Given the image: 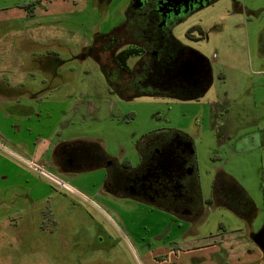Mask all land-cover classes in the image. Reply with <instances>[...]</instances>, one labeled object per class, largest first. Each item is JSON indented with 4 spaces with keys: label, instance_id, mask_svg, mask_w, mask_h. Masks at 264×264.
Listing matches in <instances>:
<instances>
[{
    "label": "rangeland",
    "instance_id": "374dc122",
    "mask_svg": "<svg viewBox=\"0 0 264 264\" xmlns=\"http://www.w3.org/2000/svg\"><path fill=\"white\" fill-rule=\"evenodd\" d=\"M30 1L0 0V20L10 16L15 5ZM135 1L52 0L45 6L49 12L36 19L44 23L42 30L34 28L42 37L28 47V52L30 57H52L64 62L56 65L59 75L50 78L51 87L56 88L52 87L45 97L55 98L70 91L69 99L76 97L97 109L89 116L88 109L82 112L90 119L88 122L61 125L64 138L92 135L101 145L107 144L108 153L120 163L138 165L144 141L174 137L176 130L187 133L196 146L203 215L200 221H187L166 205L107 189L105 167L61 176L71 188L55 185L39 175L53 187L43 201L26 200V189L20 186L12 187L14 198L7 197V203L0 206L2 217L25 216L16 218L14 226L21 228V236L31 237L19 242L20 249H14L16 241L7 235L3 242L4 264H169L171 257L158 253L160 246L167 249L181 242L183 247L191 232L209 236L219 233L222 225L236 230L243 224L229 209L209 207L207 203L217 171L224 169L245 184L251 194L260 195L264 151L256 146L253 150L241 149L238 136L251 121H257V128L264 130V0H216L179 13L172 30L187 46L179 54L185 55V60L193 59L197 66L198 59L208 58L216 73L206 93L183 98L164 88L172 81L170 70L163 75L146 70L147 76L137 79L144 95L125 99L110 89L104 71L93 55L85 54L84 46H93L103 35L123 33L127 11ZM17 23L0 21V43L3 40L8 44L7 51L14 50L10 43L13 24ZM124 46L127 45L120 44V48ZM118 49L114 46V51L104 52L102 59L114 62ZM194 51L203 57H197ZM137 59L132 56L129 65L135 67ZM7 159L16 161L12 156ZM7 170L2 168V172ZM14 177L12 174L10 179Z\"/></svg>",
    "mask_w": 264,
    "mask_h": 264
},
{
    "label": "crops",
    "instance_id": "0c3cea01",
    "mask_svg": "<svg viewBox=\"0 0 264 264\" xmlns=\"http://www.w3.org/2000/svg\"><path fill=\"white\" fill-rule=\"evenodd\" d=\"M44 4L48 6L52 4V1ZM10 10L13 11L9 13L11 15L0 20L2 22L5 20L18 21L17 24H13L14 31L10 43L11 45L13 42L14 50L7 51L8 44H5L3 40L0 43V55L2 56L0 57V143L2 144L0 150L5 154L4 156L0 152V206L7 203V197L11 200L14 198L15 190H11L12 187H24L27 193L26 200L36 203L43 201L53 189L51 184L39 178V175L42 176L43 174L27 165L20 159L21 157L43 165L54 174L55 172L58 173L57 175L62 179L59 174L69 176L86 169L82 166L77 167L70 158V153L85 141H98L94 136L91 135L90 137L88 134H79L71 138L62 136L61 125L69 127L70 123L74 125L76 121L85 120L88 122L90 113H95L97 109L95 105L78 100L76 97L69 99L68 95L72 93L70 91L63 92L60 94L61 96L55 98L45 97L47 92L51 93L52 87L53 89L56 88L51 87L50 78L58 76L59 73L57 71L50 73L49 68L43 63L45 57H30L32 54L28 52V47L34 46L36 41L42 37V34L37 33V30L44 28L42 25L44 23L36 21V19L45 16L49 12V7L37 8L32 16L19 7ZM36 26L38 29L34 31ZM22 52H28V54L23 55ZM194 52L198 54L197 57H203L198 52ZM203 59H198L200 65L195 64L188 74L189 76L199 75L200 72L203 74L212 69L210 60L205 57ZM34 64L38 65L37 69H34ZM201 64H204V67ZM193 92L205 93L203 89H195ZM86 109H88V116L83 114ZM257 125V121L246 123L239 136L237 135L240 138L241 149L248 151L253 150L256 146L257 148L262 147V151H264V130L257 128ZM251 127L255 128L251 130ZM102 145L104 146V144ZM192 145L195 154L193 171L196 175L194 190H198L200 204H197L198 209H195V202H192L187 211H173V213L187 221L197 222L203 215L204 197L197 175L194 140ZM104 150L108 153L107 144L104 146ZM9 156L14 157L16 161L7 159ZM4 166L9 169L7 173L2 172ZM100 167L104 166L94 163V168ZM162 168L172 173L169 170L171 168L169 162H165ZM261 169V177L259 175L261 188L258 197L251 194L244 186L245 184L243 185L235 176L224 169H220L216 173L215 182L218 181L219 176L224 177L225 186L221 187V183H218L217 191L214 193L216 190L214 186L211 196L207 198L209 207L222 206L229 209L240 218L244 225L240 224L236 230L228 229L222 225L219 233L209 236L192 234L193 232H191L189 236L185 237L183 247L180 245L181 242L168 247L171 248L169 250L160 246L158 253L167 254L168 258L171 257L169 264H264V166H261ZM12 174L15 177L11 180ZM229 177L234 178L253 201L256 214L251 221H247L237 212L236 207L240 205L239 198L242 196L238 193L240 192L239 188L233 191L235 188L232 187L233 183H230ZM46 178L57 185L52 179ZM219 186L220 189L218 190ZM227 191L232 192L231 198L227 196ZM208 200L212 201L208 202ZM19 217L25 216L8 218L0 215V264H4L6 260L3 253V242L7 235L16 241L14 249H20L19 242L22 243V241L31 239L27 234L21 236L19 234L22 233L21 228L14 226V221H17L16 218L19 219ZM7 230H10V233H7ZM255 238L260 239V243ZM159 256L161 257V255ZM9 264L13 263L9 262Z\"/></svg>",
    "mask_w": 264,
    "mask_h": 264
},
{
    "label": "flooded vegetation",
    "instance_id": "af4514ba",
    "mask_svg": "<svg viewBox=\"0 0 264 264\" xmlns=\"http://www.w3.org/2000/svg\"><path fill=\"white\" fill-rule=\"evenodd\" d=\"M50 1L52 0L24 2L25 4L33 3L32 12L27 10L24 3L14 7L22 8L32 16L37 8L45 7L44 3ZM214 1L216 0H136L127 11L128 20L125 23L124 32L114 34L112 37L101 36L95 40L93 46H84L87 48L84 50L85 54L94 56L93 58L107 76L110 89L125 99L140 91L142 84L138 83L137 79L141 76L146 77L147 71L163 75L170 70L173 73L172 81L168 88L164 87L165 89L170 88L171 91L180 94L203 89L206 93L214 84L216 73L211 69L199 76H189L184 69L180 70L185 55L179 52L187 46L181 41L179 44L175 42L176 36L173 34L172 25L178 21L179 13L194 11ZM120 44L127 46L120 48ZM114 46L119 48L114 54V62L104 61L102 59L104 52L114 51ZM129 47H137L141 51L133 55L138 58L137 65L135 67L129 65V69H125L121 67L116 55L122 49ZM46 58L44 63L49 71L52 69L50 73L56 71L59 73L56 65L64 62L52 57ZM225 109L228 111L227 107ZM172 134L174 137L169 135L162 141L150 139L144 141L143 150L139 145L142 154L138 165H133L131 162L120 163L104 150L103 145L98 147L100 142L97 140L82 141L83 143L70 153V158L77 167L82 166V168H94V163L102 164L107 169L105 173L107 189L122 191L140 199L148 198L155 204L164 201L165 208L171 212L187 211L192 202H195V209H198L200 195L198 190H194L196 186V175L193 171L195 154L191 138L182 131H174ZM165 162L171 165L169 170L172 173L162 168ZM55 174L58 173L55 172ZM59 175L62 176V174ZM217 183H221V180ZM220 186L224 187L225 183L222 182Z\"/></svg>",
    "mask_w": 264,
    "mask_h": 264
},
{
    "label": "trees",
    "instance_id": "16d2710c",
    "mask_svg": "<svg viewBox=\"0 0 264 264\" xmlns=\"http://www.w3.org/2000/svg\"><path fill=\"white\" fill-rule=\"evenodd\" d=\"M24 5L26 6L27 10L30 12H32L33 10L31 8H33V3L31 4H25ZM194 27H191L190 30L194 29ZM197 28H199L201 30V27L200 26H197ZM175 42L177 44H179V40H177L175 38ZM141 51L140 48H137V47H129V48H126V49H122L119 53H117L116 55V58L118 60V62L120 63L121 67L125 68V69H129V58L133 55H136V54H139V52ZM146 93V92H145ZM174 93V92H173ZM175 94V93H174ZM178 94L179 96L183 97V98H196L198 97L199 95H201V93H191L190 95L188 94H180V93H176ZM137 95H144V92L142 91H139L137 92V94L135 95H131V96H137ZM176 132H179L178 130H176ZM98 147H101V144L98 143ZM195 156V155H194ZM230 178V177H229ZM224 177H221L219 176L217 180H221V184L222 182L224 183ZM231 180V184L233 183L232 187L235 188L233 191L236 190V188H239L241 196L239 198V200L241 201L240 202V205L237 208V212L242 216L244 217L247 221H251L255 214H256V210H255V207H254V203L253 201L251 200V198L249 197V195L242 189V187L240 186V184L234 179V178H230ZM218 181L215 182L214 186L216 187V190L214 191V193L217 191V183ZM220 189V187L218 188V190ZM232 192L231 191H227V196L231 198V195ZM217 195V194H216ZM235 198V197H234ZM233 198V199H234ZM232 199V200H233ZM236 200V198L234 199ZM212 200H208V202H211ZM229 202V201H228ZM233 202V201H232ZM236 205H237V202H236ZM234 205V206H236Z\"/></svg>",
    "mask_w": 264,
    "mask_h": 264
},
{
    "label": "built area",
    "instance_id": "2783aa9c",
    "mask_svg": "<svg viewBox=\"0 0 264 264\" xmlns=\"http://www.w3.org/2000/svg\"><path fill=\"white\" fill-rule=\"evenodd\" d=\"M0 146L2 147V144L0 143ZM20 158V157H19ZM22 159L24 162H26L27 165H29L31 168L39 171L41 174H43L44 176L52 179L53 181H55L58 185L62 186V187H69L71 188L67 183H65V181H63L57 174H54L52 172H50L49 170H47L43 165L40 164H36L33 163L32 161H29L27 159L24 158H20Z\"/></svg>",
    "mask_w": 264,
    "mask_h": 264
},
{
    "label": "water",
    "instance_id": "95a60500",
    "mask_svg": "<svg viewBox=\"0 0 264 264\" xmlns=\"http://www.w3.org/2000/svg\"><path fill=\"white\" fill-rule=\"evenodd\" d=\"M193 60V59H192ZM185 60L183 59L181 62L180 70L184 69L188 74L190 73L191 69L195 66V61L193 60ZM256 239V238H255ZM260 243V239H256Z\"/></svg>",
    "mask_w": 264,
    "mask_h": 264
}]
</instances>
